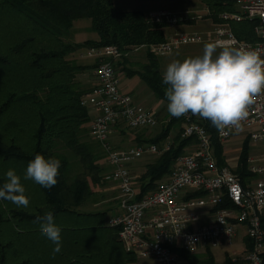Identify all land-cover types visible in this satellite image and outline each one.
<instances>
[{
  "label": "trees",
  "instance_id": "obj_1",
  "mask_svg": "<svg viewBox=\"0 0 264 264\" xmlns=\"http://www.w3.org/2000/svg\"><path fill=\"white\" fill-rule=\"evenodd\" d=\"M197 1L215 17L234 12L237 2ZM80 20H91L90 31L98 35L97 40L74 41V25ZM165 30V24L151 21L144 11H118L114 0H0V186L5 182L3 169L13 170L15 166L18 175L22 168L26 172L29 161L37 154L61 162L57 184L51 189L30 180V191H25L30 201L27 208L0 200V264H134L137 261L135 254L125 249L120 239L121 229L106 223L107 212L82 211L85 204L97 197L96 192L105 179L97 149L103 150L90 134L91 115L83 104L94 87H85L81 79L95 70L98 63L80 64L76 55L82 50L113 46L124 54H132L138 47L163 43ZM234 30L240 40L257 41L253 23L236 24ZM148 57V63L142 65L143 73L126 67L128 57L122 59V70L131 76L139 75L158 99L168 101L158 61L150 52ZM182 118H173L157 138L146 142L160 146L174 125L185 124ZM205 121L222 167L218 130ZM183 133L184 126L170 151L147 165L140 198L171 175L176 159L193 142L183 138ZM88 135L97 146L86 139ZM247 142L235 172L244 184L255 177L248 171ZM62 148L79 158L81 171L73 179L71 160L61 152ZM46 212L53 214L55 224L61 228V251L54 257L55 245L41 234L39 223H34L36 217ZM66 221L73 225L64 226ZM179 253L193 264H216L210 250L201 263L191 253ZM224 264L244 263L228 257Z\"/></svg>",
  "mask_w": 264,
  "mask_h": 264
},
{
  "label": "built area",
  "instance_id": "obj_2",
  "mask_svg": "<svg viewBox=\"0 0 264 264\" xmlns=\"http://www.w3.org/2000/svg\"><path fill=\"white\" fill-rule=\"evenodd\" d=\"M148 17L165 24L170 35L163 43L144 45L133 53L147 50L156 57H164L185 46L207 43L264 51V0H237L234 12L216 17L207 8L184 13L158 11ZM194 22L211 28L190 29ZM244 22L253 23L256 42L237 37L234 25ZM129 54L113 46L88 49L80 55L98 62L97 85L83 104L91 115L90 134L111 168L105 181L116 183L120 193L119 213L109 220V225L121 229L120 239L128 252L154 264H185L181 251L232 246L240 228H245L250 247L241 260L247 264H264V152L263 163L253 164L254 159H250L252 165L248 167L250 174L261 179L244 184L239 175L219 166L213 135L205 119L191 114L184 116L183 138L193 139L196 149L176 159L171 175L159 182L155 192L139 197L129 166L140 159L162 156L170 151L172 144L166 143L163 148L156 144L127 149L116 146L115 140L126 130L155 129L160 124L156 112L120 90L116 64ZM248 111L241 130L218 131L221 144L247 130L244 140L262 144L264 148V94L257 97Z\"/></svg>",
  "mask_w": 264,
  "mask_h": 264
},
{
  "label": "clouds",
  "instance_id": "obj_3",
  "mask_svg": "<svg viewBox=\"0 0 264 264\" xmlns=\"http://www.w3.org/2000/svg\"><path fill=\"white\" fill-rule=\"evenodd\" d=\"M162 82L167 86V110L172 117L191 114L210 121L218 131H239L250 106L264 94V51L207 43L202 55L170 62ZM60 166L59 159L37 154L29 161L23 179L51 189L57 184ZM0 200L17 207L29 206L21 177L12 169L0 186ZM34 223H39L41 234L55 245L54 257L61 251V228L55 224L53 214L46 212Z\"/></svg>",
  "mask_w": 264,
  "mask_h": 264
},
{
  "label": "rangeland",
  "instance_id": "obj_4",
  "mask_svg": "<svg viewBox=\"0 0 264 264\" xmlns=\"http://www.w3.org/2000/svg\"><path fill=\"white\" fill-rule=\"evenodd\" d=\"M114 6L118 11H144L145 9H148L147 10L148 12H145L148 15L150 13L158 12V11H171L174 13H184L187 11L197 12L198 10H202L205 7L202 3H200L197 0L155 1V2H142L140 0H114ZM75 24L77 25V30L75 31V35H76L77 40L84 43L86 41L95 40L98 38V35L96 33L90 31V28L92 26L91 20H80ZM76 25H75V27H76ZM210 28L211 27H209L207 24L197 23V22H194L193 24L191 23V27H190V29L198 30V31H205V30H208ZM169 33H170L169 31L165 30V40L170 35ZM203 48H204V45L185 46V47H182L180 49L175 50L173 53H171L168 56H164V57H156L154 55L153 56L158 61L159 73L163 77V73L165 72L166 67L170 62H172L174 60L183 61L185 58L196 57V56L202 55L203 54ZM218 51H219V49H217V52ZM85 52H86V50H82V51H79L77 53V55H76L77 61L83 65H90V66L95 65L96 64L95 60L84 59V58L80 57V54H83ZM148 53H149V51L142 50L140 52H134L132 54H129V57H128L129 63L126 65V67L130 71L143 73L144 70L142 69V65L148 63V59H149ZM120 63H121V66H120ZM123 66H124V62L122 60L118 61L116 64V68H117L118 73L120 75L119 80H120L121 92L124 94H127V93H132L135 95L139 94L141 97V103H140L141 105H143L144 107H146L148 109L151 108L154 111L157 110V113H158L159 119H160L159 126L155 129H148L145 131V135L147 136L148 140L155 139L161 134L163 129L172 121V119L175 118V117H172L168 113V110H167L168 101L158 99L156 97V95L151 91V89L148 88L147 84L141 79V77L139 75H133V76L129 75L127 72L122 70ZM96 70H97V68L95 70L87 72L85 75H83L81 77V79L84 81L83 83H84L85 87L90 88L94 85V83H97ZM166 87L167 86H165V89H166ZM165 89H164V91H165ZM183 118H184V116H183ZM166 121H169V122H166ZM183 126H184L183 122L180 124L177 123V125H174L168 139L165 142H163L162 144H160V147L161 146L163 147V145H165L166 143L167 144L168 143L173 144L175 138L179 135ZM248 132L249 131H247V130L242 131L238 135H235L230 142H228L226 144H220L222 146L221 158L224 160V165L222 167L220 166L221 168H229L234 173L238 170L239 163L241 161V157H242V154L244 152L245 146L248 145L247 140H249V139L244 140L245 139L244 135H246ZM135 135L136 134L132 133L130 138H128V140H125L122 143V145L132 146V147L143 146L144 144H142V143H136V141L134 140L136 138ZM240 136H243L244 138H241ZM131 137H133V138H131ZM86 139L88 141H90L91 143L95 144L89 135ZM143 139H146V137H144ZM249 145H250V147L248 146L249 147L248 165L249 166L252 165V162L250 161V159H254L253 164H256L259 162L263 163V159H262V154L264 152L263 145L250 143V141H249ZM194 149H196L195 141H193L192 143H190V145H188L186 148H184V152H183L182 156L191 153ZM97 151H98V153H100V165L105 166L106 156L104 155V152L101 151L99 148L97 149ZM61 152L66 154L71 160L72 168H70V178L73 179L81 171V166L79 165V158L73 156V154L69 150H65L62 148ZM174 167H175V165H174ZM174 167H173V169H174ZM4 168H6V167L4 166ZM13 170L18 174L15 166H14ZM6 172H7V170L3 169V174H6ZM25 173L26 172H25L24 168L19 170V176L21 177V183L25 187V191H30V180L23 179ZM4 178H5V175H4ZM143 178H144V176L142 178H135V182H136L138 187H139L138 183L141 185V181ZM254 179H261V177L255 176L251 179V181ZM157 188H158V185L156 188L150 190L148 192V194L155 192L157 190ZM108 192H109L108 194L111 193V195L113 192L117 193L118 196L120 194L116 187H115L114 191H108ZM100 196H101V194H100ZM100 196H98L99 201H102V198H104V197L100 198ZM94 199H93V201L91 200L90 202L85 204L82 207V211H84V212H95L96 210L105 211L108 214V216L106 217V223L109 224V220L113 216H116L119 213L118 201L108 200L105 198L106 199V200L104 199L105 201H102L99 206L95 207L93 204V202L95 201ZM63 225L68 227V226H72L73 223L66 221V222H64ZM242 249L243 248H242V242H241V243H237L233 246H225L224 248L215 250L214 252H215V255L217 257V261L219 263H223L227 254H229L230 256L241 254V257L244 258L246 251H244L242 253V251H243ZM185 252H188V251H185ZM188 253H190V252H188ZM242 262L244 264H247L245 260H243Z\"/></svg>",
  "mask_w": 264,
  "mask_h": 264
},
{
  "label": "crops",
  "instance_id": "obj_5",
  "mask_svg": "<svg viewBox=\"0 0 264 264\" xmlns=\"http://www.w3.org/2000/svg\"><path fill=\"white\" fill-rule=\"evenodd\" d=\"M148 9H145L144 10V12H148L147 11ZM77 23V22H76ZM76 25V24H75ZM75 25H74V29L75 30H77V25H76V27H75ZM90 28V27H89ZM98 39V38H97ZM97 39H95V40H97ZM74 41L76 42V43H82L81 41H79V40H77V38H76V35H75V39H74ZM87 51V50H86ZM84 54V53H83ZM81 55V54H80ZM83 81V80H82ZM84 82V81H83ZM96 84L97 83H94V85L92 86V87H90V88H95L96 87ZM127 94H130V95H133L134 96V98H135V101L138 103V104H140L141 103V97H140V95L138 94V95H135V94H132V93H127ZM141 105V104H140ZM150 110H152V111H154L153 109H151L150 108ZM154 112H156L157 113V110L156 111H154ZM158 114V113H157ZM166 122H169V121H166ZM146 130H148V129H142V130H132V131H130V130H126L125 132H124V134L121 136V137H119V138H117L116 140H115V143H116V146H117V148H119V149H127V148H130V147H132V146H125V145H122V143L125 141V140H128V138H130V136L132 135V133H134V134H136L135 135V141H136V143H142V144H148L146 141L148 140L147 139V136L145 135V131ZM144 132V133H143ZM134 136V135H133ZM144 137H146V139H143ZM241 138H244L243 136H240ZM131 138H133V137H131ZM121 145V146H120ZM135 147H140V146H135ZM157 159V157H153V158H145V159H140V160H137V161H135V162H133L130 166H129V170H130V172H131V174L135 177V178H142L143 176H145V173H146V167H147V165L148 164H150V163H152V162H154L155 160ZM102 168H104V173H103V176H104V179H105V176L106 175H108L109 173H111V168H110V166L107 164V161H106V163H105V166H102ZM167 178V177H166ZM166 178H164L163 180H165ZM161 182V181H160ZM158 184H159V182H158ZM157 184V185H158ZM138 185H139V187H138V190L140 191L141 190V185L138 183ZM115 187L117 188V185H116V183H114V182H111V181H105V182H103L102 183V185L100 186V188L97 190V192H96V198L94 199L95 201L93 202V204H94V206L95 207H97V206H99L100 205V203L102 202V201H105L106 199H108V200H115V201H118V195H117V193H112V195H111V193L110 194H108L109 192L108 191H114L115 190ZM100 194H101V196H100ZM115 194V195H114ZM98 196H100V198L101 197H104V198H102V201H99V198H98ZM106 198V199H105ZM105 199V200H104ZM93 201V200H92ZM118 206H119V203H118ZM95 212H100V210H96ZM101 212H105V211H101ZM245 233H246V231H245V228H240V230H239V234H238V236H237V239H236V241H235V243H234V245L235 244H237V243H241L242 242V253L244 252V251H246L247 250V248H249L250 247V243H249V241H248V239H247V237H246V235H245ZM233 246V245H232ZM224 248V247H223ZM221 249V248H220ZM215 250H218V249H215ZM215 250H210L211 251V253L213 254V257H214V259H215V263L216 264H224L225 263V261H226V259L229 257V258H231L234 262H237V261H241L242 262V260H241V254L240 255H233V256H230L229 254H227L226 255V257H225V259H224V261H223V263H219L218 261H217V257H216V255H215ZM207 251L208 250H205V249H195V250H193V251H191L190 253L192 254V255H194V256H197L198 257V259L196 260V261H198V263H201V261H203V260H205V257H206V254H207ZM184 261H185V264H193L192 262H189V261H187V260H185L184 259ZM134 264H154L153 263V261L152 260H150V259H139V258H137V261L134 263Z\"/></svg>",
  "mask_w": 264,
  "mask_h": 264
}]
</instances>
